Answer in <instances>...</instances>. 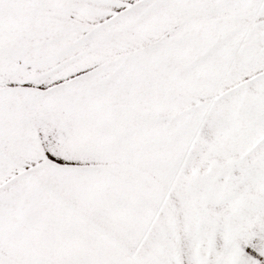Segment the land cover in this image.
<instances>
[{"label": "snow or ice", "instance_id": "snow-or-ice-1", "mask_svg": "<svg viewBox=\"0 0 264 264\" xmlns=\"http://www.w3.org/2000/svg\"><path fill=\"white\" fill-rule=\"evenodd\" d=\"M0 264H264V0H0Z\"/></svg>", "mask_w": 264, "mask_h": 264}]
</instances>
